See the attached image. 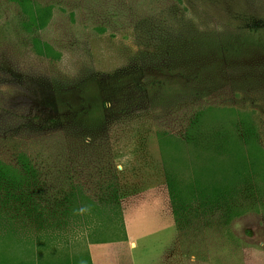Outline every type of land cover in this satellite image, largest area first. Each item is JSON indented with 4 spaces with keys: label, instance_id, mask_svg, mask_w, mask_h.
Wrapping results in <instances>:
<instances>
[{
    "label": "rangeland",
    "instance_id": "rangeland-1",
    "mask_svg": "<svg viewBox=\"0 0 264 264\" xmlns=\"http://www.w3.org/2000/svg\"><path fill=\"white\" fill-rule=\"evenodd\" d=\"M205 1L0 0V63H11L24 76L9 85L17 80L7 78L0 64V160L14 165L19 150L33 157L42 173L33 198L41 205L37 217L49 238L38 249L40 225L25 234L21 213L19 236L0 239V264H113L115 258H121L120 264H149L166 247L178 258L182 253L185 264L193 259L264 264V109L245 102V95L260 99L264 90L233 91L226 110L232 112L199 117L191 145L185 140L190 120L208 104L153 111L144 94L139 51L163 27H176L175 18H193L201 25L204 20L197 17L207 15L211 27L232 33L236 27L224 17L264 18V0ZM37 14L46 16L42 28L30 19ZM33 38L49 45L55 59L35 55ZM229 77L238 81L242 73ZM34 79L93 87L97 81L107 116V156L100 158L94 148L72 154L53 135L23 130L24 119L38 111L26 86ZM128 119L148 125L157 144L156 133L165 137L162 161L174 186L178 217L171 242L174 230L133 244L125 235L112 145L135 137L133 128L121 126ZM243 165L241 175H235ZM221 183L231 187L216 199L212 191ZM8 206L6 213L13 216L21 204Z\"/></svg>",
    "mask_w": 264,
    "mask_h": 264
},
{
    "label": "trees",
    "instance_id": "trees-1",
    "mask_svg": "<svg viewBox=\"0 0 264 264\" xmlns=\"http://www.w3.org/2000/svg\"><path fill=\"white\" fill-rule=\"evenodd\" d=\"M202 1L207 4L205 0ZM202 6L209 8L207 5ZM193 9L197 10L195 7ZM206 16L197 17L204 20L201 25L193 18H175L172 24H176V27H163L152 42L143 44L144 47L139 51L145 81L144 94L153 111L176 112L184 107L193 109L203 102L208 104L204 109L197 110L190 120L185 134L189 145L195 141L192 130L197 126L199 117L232 112L226 110L233 91L250 94L264 90V18L251 21L254 18L247 16L224 17L222 21L227 24L229 21L236 27V31L232 33L224 26L221 29L211 27L207 22L209 17ZM45 18V15L38 14L30 16L32 22L36 21L38 28H42ZM32 43L35 55L55 59V51L49 45L42 44L37 38H33ZM0 64L1 71L7 78L17 80L11 81L9 85L22 82L24 76L16 67L7 61ZM229 73L235 76L242 73V77L238 81H230ZM23 82L26 85V80ZM92 82L96 86L83 82L68 86L39 79L27 83V91L34 96L38 111L24 119L23 130L39 133L38 135H53L72 154H80L82 151L85 153L88 148H94L100 158L107 156L109 139L106 109L97 81ZM245 96V102H250L252 107L264 109V93L260 99ZM213 103L214 106L211 105ZM246 128L248 134H253L250 126L247 125ZM156 136L163 160L166 140L161 132L156 133ZM32 158L28 152L19 150L14 165L0 160V239L19 236L17 225L22 213L25 216V234L31 233V228L36 224L40 225L35 233L38 249H43L44 244L49 243L46 241L49 238H46V230H42V220L37 217L41 205L33 198L35 181L41 178L42 173L36 168ZM239 166L234 171L237 176L245 168V165ZM115 180L117 182L116 176ZM166 185L176 223L178 217L174 186L170 179H166ZM230 187V184L221 183L212 193L219 199L228 193ZM115 197L120 206L118 185ZM44 199L46 203V194ZM19 203L21 206L17 207L16 213L8 216V205L15 206Z\"/></svg>",
    "mask_w": 264,
    "mask_h": 264
},
{
    "label": "crops",
    "instance_id": "crops-1",
    "mask_svg": "<svg viewBox=\"0 0 264 264\" xmlns=\"http://www.w3.org/2000/svg\"><path fill=\"white\" fill-rule=\"evenodd\" d=\"M133 128L135 137L112 145L119 180V200L124 232L130 244L141 238H150L174 230L166 177L158 144L152 138L148 125L137 124L133 119L121 123ZM166 247L163 253L149 264H185L184 256ZM117 259V260H116ZM120 264L121 258L113 259ZM157 262V263H156ZM188 264H206L193 261Z\"/></svg>",
    "mask_w": 264,
    "mask_h": 264
}]
</instances>
